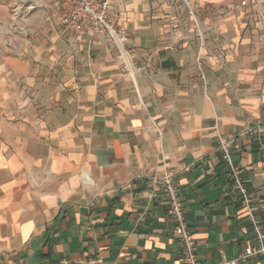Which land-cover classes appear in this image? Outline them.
<instances>
[{
  "label": "crops",
  "instance_id": "obj_1",
  "mask_svg": "<svg viewBox=\"0 0 264 264\" xmlns=\"http://www.w3.org/2000/svg\"><path fill=\"white\" fill-rule=\"evenodd\" d=\"M15 1L27 15L22 55L4 42ZM240 1L190 0L191 14L183 0H116L135 53L127 69L107 34L62 30L69 0H0V264H180L151 183L165 171L201 264L256 245L218 148L238 138L232 159L264 229L252 130L264 124V21Z\"/></svg>",
  "mask_w": 264,
  "mask_h": 264
},
{
  "label": "built area",
  "instance_id": "obj_2",
  "mask_svg": "<svg viewBox=\"0 0 264 264\" xmlns=\"http://www.w3.org/2000/svg\"><path fill=\"white\" fill-rule=\"evenodd\" d=\"M185 6L191 14L193 7L190 0H183ZM116 0H69L68 9L62 14L60 23L63 31H71L76 35L90 34L99 35L107 34L110 41L116 47L118 59L127 69L131 63L127 60L135 55L134 49L129 47L130 33L128 29L120 24V9L115 5ZM240 5L243 7L252 6L254 14L264 21V3L262 0H241ZM24 12V11H23ZM14 15L17 19L15 28L19 27V21L22 16V8L15 10ZM197 22V21H196ZM15 25V24H14ZM13 26V24H12ZM13 28V27H12ZM20 33V31L18 32ZM201 41L204 42V36L200 34ZM5 45L11 50L22 52L10 38L5 39ZM130 72V71H129ZM155 124V123H154ZM157 127V125L155 124ZM161 135V130L158 128ZM259 136L261 142V152L264 158V124H260L252 129ZM238 138L221 136L219 139V150L223 154L224 161L228 168V175L232 181L233 188L241 198V205L246 209L249 220L253 226L256 245L248 247L238 257L232 260L224 261L219 264H240L256 255L264 256V229L260 219L256 214L253 206V198L244 181L240 167L233 161L232 154L235 149L239 148ZM152 185H161L165 198L167 200V214L175 221L176 226L174 234L182 245V254L179 259L180 264H201L197 253V242L185 217L184 200L175 182L174 176L165 171L160 176L151 178ZM78 264H105L101 256L87 257L79 259Z\"/></svg>",
  "mask_w": 264,
  "mask_h": 264
},
{
  "label": "rangeland",
  "instance_id": "obj_3",
  "mask_svg": "<svg viewBox=\"0 0 264 264\" xmlns=\"http://www.w3.org/2000/svg\"><path fill=\"white\" fill-rule=\"evenodd\" d=\"M21 7L22 8V18L21 20L19 21V27L18 28H15L16 24H17V19L14 15V12L17 8ZM26 8L25 6L20 2V1H15L12 6H11V15H10V20L8 21V23L6 24V27H7V30H8V35H9V38H10V41L12 40L13 43H16V39H20V38H24L26 37L28 31L25 27V25L23 24L24 23V19H25V16L26 15ZM24 11V12H23ZM13 24V26H12ZM15 24V25H14ZM13 27V28H12ZM20 31V33H18ZM8 38V37H6ZM5 38V39H6ZM5 41V40H4ZM19 50V48H18ZM12 51H15V52H18L16 50H12Z\"/></svg>",
  "mask_w": 264,
  "mask_h": 264
}]
</instances>
